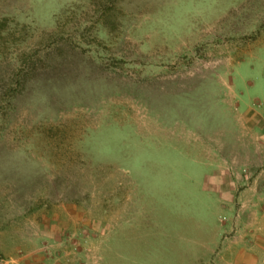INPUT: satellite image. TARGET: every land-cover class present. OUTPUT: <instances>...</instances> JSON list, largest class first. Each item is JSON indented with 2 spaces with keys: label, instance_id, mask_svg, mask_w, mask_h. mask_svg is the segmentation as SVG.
<instances>
[{
  "label": "rangeland",
  "instance_id": "rangeland-1",
  "mask_svg": "<svg viewBox=\"0 0 264 264\" xmlns=\"http://www.w3.org/2000/svg\"><path fill=\"white\" fill-rule=\"evenodd\" d=\"M0 264H264V0H0Z\"/></svg>",
  "mask_w": 264,
  "mask_h": 264
}]
</instances>
